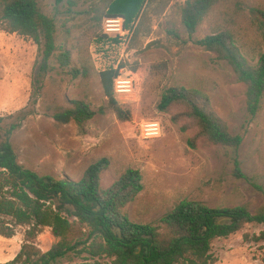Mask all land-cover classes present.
<instances>
[{
	"label": "rangeland",
	"instance_id": "rangeland-1",
	"mask_svg": "<svg viewBox=\"0 0 264 264\" xmlns=\"http://www.w3.org/2000/svg\"><path fill=\"white\" fill-rule=\"evenodd\" d=\"M188 0H149L131 32H109L97 10L104 0H79L69 11L66 1L38 0L41 11L54 19L56 44L69 51L72 64L62 70L55 58L44 68L39 47L17 34L0 32V135L12 144L17 160L41 176L79 181L101 159L109 168L102 186L111 187L128 170L142 176L143 191L126 209L139 224L162 226L165 215L183 200H197L211 208L248 206L255 212L264 205V96L259 113L247 112L246 86L225 61L204 49L200 41L215 31L233 33L244 55L255 65L264 50V38L250 16L251 8L264 10V0H221L193 34L182 23ZM89 69L74 78L72 68ZM133 82L130 94H115L119 106L130 113L121 120L109 103L100 73L118 69ZM198 90L210 99L211 110L233 135H241L239 148L214 145L198 137L183 112L158 109L171 88ZM87 103L95 116L80 126L58 125L54 114ZM156 125L148 136L147 126ZM194 140L195 147L190 144ZM236 162L245 178L235 173ZM25 228L13 239L0 236V264L20 252ZM264 225L247 224L241 231L213 244L216 264H264V241L253 237ZM245 235L249 238L246 239ZM38 246L48 251L55 243L50 229L39 236ZM68 258L60 264H76Z\"/></svg>",
	"mask_w": 264,
	"mask_h": 264
},
{
	"label": "trees",
	"instance_id": "trees-1",
	"mask_svg": "<svg viewBox=\"0 0 264 264\" xmlns=\"http://www.w3.org/2000/svg\"><path fill=\"white\" fill-rule=\"evenodd\" d=\"M65 1L69 11L79 5V0H57V5ZM220 1L188 0L182 11L187 31L195 33ZM104 2L105 9L97 10L98 21L123 18L125 30L131 32L149 0ZM250 16L264 38V10L251 8ZM2 31L32 40L39 47L44 68L51 58L62 70L71 67L72 55L57 46L55 21L41 11L38 0H0ZM200 45L231 66L238 81L246 86L247 112L255 117L264 96V50L251 65L227 29L203 38ZM122 68L105 70L100 79L110 105L121 120L128 121L130 113L119 106L114 89ZM88 73L85 66L82 71L72 68L74 78L87 77ZM175 107L183 112L174 120H189L198 137L226 148L241 146L243 137L229 132L202 92L168 89L158 109L167 112ZM94 116L87 103L75 101L53 117L58 125L74 121L82 126ZM2 121L0 118V124ZM190 144L195 147L194 140ZM109 166L108 159H101L79 181L41 176L20 164L10 141L0 135V236L13 239L18 228L26 229L20 252L5 264H60L68 258L78 259L76 264H216V240L229 238L247 224L264 225V205L252 212L248 206L211 208L194 199L181 201L163 217L162 226L135 223L126 209L143 191L142 176L137 170H128L105 189L101 176ZM235 173L245 178L238 162ZM46 229H50L55 243L44 252L37 240ZM253 239L264 241V231Z\"/></svg>",
	"mask_w": 264,
	"mask_h": 264
},
{
	"label": "built area",
	"instance_id": "built-area-1",
	"mask_svg": "<svg viewBox=\"0 0 264 264\" xmlns=\"http://www.w3.org/2000/svg\"><path fill=\"white\" fill-rule=\"evenodd\" d=\"M106 27L109 32H117L123 34L125 28V22L123 18H108L106 20ZM115 94L125 95L133 92V82L131 80H125L120 75L115 79L114 83ZM148 136L154 135L153 132L157 131L156 125L149 124L147 126Z\"/></svg>",
	"mask_w": 264,
	"mask_h": 264
}]
</instances>
